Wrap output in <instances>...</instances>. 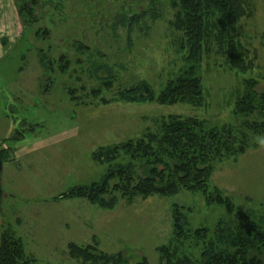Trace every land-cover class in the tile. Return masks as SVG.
I'll use <instances>...</instances> for the list:
<instances>
[{"label": "rangeland", "instance_id": "1", "mask_svg": "<svg viewBox=\"0 0 264 264\" xmlns=\"http://www.w3.org/2000/svg\"><path fill=\"white\" fill-rule=\"evenodd\" d=\"M252 3L253 15L239 30L248 43L254 69L236 73L220 55L205 58L201 76L206 95L201 107L122 99L123 93L142 82L159 93L189 63L182 34L173 24L175 9L167 0H42L34 13L39 22L14 32L0 31V42L4 37L20 42L0 61V113L5 108L18 124L26 120L18 130L29 138V145L48 133L72 127L76 132L59 146L29 152V202L4 197L0 201V217L6 212L23 213L22 227L28 237L24 238L25 251L37 264H72L70 242L97 244L107 252L123 251L130 254L131 262L145 256L158 264L157 248L168 244L172 236L174 205L183 207L194 226H212L219 220L237 222L239 210L247 208L264 214V130L249 134L250 145L237 158L214 165L210 185L234 202L228 210L207 205L201 193L190 191L133 199L114 191L117 203L112 209L84 198L51 200L74 185L100 180L107 165L93 158L95 150L153 131L165 115H197L213 124L236 123L233 105L244 79L256 77L258 91L264 90V0ZM143 11L149 13L131 24L130 17ZM40 55L52 60L46 75ZM105 66L111 68L109 73L102 70ZM49 76L52 81L45 89ZM105 77L108 79H101ZM95 91L100 93L94 95ZM257 114L253 118L260 129L264 118ZM2 149L5 147L0 145ZM53 152L59 161L46 163V156ZM123 159L125 162L124 155L115 162ZM19 174L14 169L12 174L0 169V194L26 192L15 182ZM117 182L115 178L110 183ZM58 221H65L59 231L55 228Z\"/></svg>", "mask_w": 264, "mask_h": 264}, {"label": "trees", "instance_id": "2", "mask_svg": "<svg viewBox=\"0 0 264 264\" xmlns=\"http://www.w3.org/2000/svg\"><path fill=\"white\" fill-rule=\"evenodd\" d=\"M41 1L16 0L24 28L40 21L34 13ZM167 1L175 9L173 24L182 34L181 43L189 63L159 93L155 94L142 82L123 93L122 99L165 105L185 102L201 107L206 95L201 76L205 58L220 55L224 64L236 73L247 74L254 69L248 43L239 30L242 22L253 15V3L252 0ZM148 13L131 16V24ZM51 61L39 56L44 75L51 70ZM102 70L109 73L111 68L105 66ZM51 81L52 77L46 78L45 89ZM258 84L256 77L244 79L243 89L237 93L233 105L236 123L213 124L197 115H165L156 122L153 131L95 150L93 158L107 165L100 180L74 185L53 199L84 198L100 208L112 209L117 203L114 191H121L129 199L190 191L201 193L207 205L231 209L234 202L219 188L212 187L210 179L217 162L237 158L249 147V134L264 130L261 128L264 122L258 129L253 118L257 113L259 119L264 118V90L258 91ZM98 93L95 91L94 95ZM21 136L23 133L18 130L11 139ZM123 155L125 162L124 159L122 163L115 162ZM9 157L8 149L0 151V162ZM115 178L119 182L112 186L110 182ZM237 216L239 220L233 223L219 220L212 226H194L183 207L174 205L172 236L168 244L157 248L158 264H264V214L247 208L239 210ZM68 255L72 264H153L145 256L131 262L129 253L103 251L92 243L70 242ZM0 264L37 262L25 251L21 237L6 228L0 234Z\"/></svg>", "mask_w": 264, "mask_h": 264}, {"label": "crops", "instance_id": "3", "mask_svg": "<svg viewBox=\"0 0 264 264\" xmlns=\"http://www.w3.org/2000/svg\"><path fill=\"white\" fill-rule=\"evenodd\" d=\"M24 28L17 2L16 0H0V31L3 32H14L18 31L19 29ZM6 35H9L8 33ZM10 36V35H9ZM7 37L2 38V42H0V61L3 59L5 54L10 50L14 45H18L20 42H10V39H6ZM8 111L3 108L0 113V145H3L5 149H8L10 151V157L9 159L5 161L0 162V169H8V173L12 174V169L17 171L18 173H22V175L19 174V177L15 178V182H19L21 186H24L26 188V192L23 193L21 189L17 191L16 194H12L11 190L8 192L3 191L2 194H0V201L1 198H22V202L24 200L26 202H29V152L32 151H38L40 150L44 151L48 148H53L55 146H59L63 141L65 142L67 139H72L75 137L76 132L74 131V127L70 129H64L62 131L54 132V133H48L45 136H42L40 140L37 142L29 145V138H25V136H21L20 138H14L11 139L15 133L18 131V125L25 124L26 120L24 119V122H20L18 124L17 120H12V118L7 114ZM22 123V124H21ZM20 130V129H19ZM48 163L50 160L53 162L59 161V156L56 157L55 152H53L51 155L46 156ZM21 161H26L24 164H21ZM11 163H14L15 166L11 168ZM23 165L25 166V169L23 170ZM56 197V195H55ZM52 201L59 202V200L62 199H51ZM44 203H46L47 200H43ZM42 201V202H43ZM2 209L0 208V211ZM28 211V212H27ZM27 218H29V210L27 208L26 210ZM2 218V220H1ZM58 221L57 225H55V228L57 226V231H59L60 228L65 224V221L60 222ZM29 223V222H27ZM0 234L4 228L11 229L17 236L21 237L25 250V240L26 232L25 229H23L24 219H23V213L15 212L9 213L6 212V214L1 215L0 217ZM67 226V223H66ZM52 229L55 230V228L51 225ZM56 231V232H57ZM39 230L36 233V237L39 235ZM58 233V232H57ZM35 237V239H36ZM50 237L47 235V238ZM28 240V237H26Z\"/></svg>", "mask_w": 264, "mask_h": 264}]
</instances>
